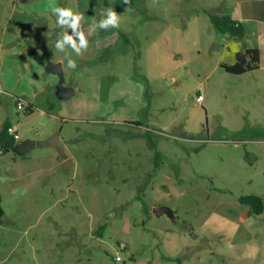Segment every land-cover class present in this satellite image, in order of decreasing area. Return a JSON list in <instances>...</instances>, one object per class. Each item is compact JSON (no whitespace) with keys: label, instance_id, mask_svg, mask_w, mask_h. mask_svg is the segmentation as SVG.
<instances>
[{"label":"rangeland","instance_id":"374dc122","mask_svg":"<svg viewBox=\"0 0 264 264\" xmlns=\"http://www.w3.org/2000/svg\"><path fill=\"white\" fill-rule=\"evenodd\" d=\"M220 1H85L120 15L121 41L66 49L75 69L52 40L49 55L30 52L26 73L0 32V129L13 124L17 142L58 133L64 151L0 149V264H264V206L252 215L239 202L255 194L264 205V68H221L243 52L210 23ZM47 57L63 60L75 94L43 114L18 108L17 98L40 104Z\"/></svg>","mask_w":264,"mask_h":264},{"label":"crops","instance_id":"0c3cea01","mask_svg":"<svg viewBox=\"0 0 264 264\" xmlns=\"http://www.w3.org/2000/svg\"><path fill=\"white\" fill-rule=\"evenodd\" d=\"M85 1L90 3L89 0H0V5L4 6L0 7V32L3 38H9L5 49L6 52L9 53L8 57L13 61L21 63V67L25 69L27 73V60L32 61V56H29L30 52L46 49L49 55V51H55L49 44L52 40H56L57 34L61 33L63 30L56 26V17L51 14L50 6L66 7L72 9L74 12L82 14L83 19L81 20V28L88 38V47L84 50V53L89 55L92 53L97 54V51L101 48L118 47L121 41L118 32L112 31L111 29L107 31L93 29L92 21L95 20L98 22L102 17L101 15H95L90 9L83 8L82 5L85 4ZM220 3L228 4V7H224V9L219 11L237 20L244 27L245 33L243 38L240 39L241 50L244 55L247 50H256L258 52L259 62L255 70L264 68V0H221ZM105 5L107 4L103 3V6ZM28 27L31 28L28 29ZM68 31L69 34H71V30L69 29ZM115 34L118 37L114 38ZM27 35L30 37H27ZM39 35L42 36V38H36ZM18 36L26 37L32 45L28 46L23 44L22 41L17 38ZM48 57L46 58L47 60L44 58L45 66L49 62L62 63L63 61L55 57L53 59ZM233 63L234 62H231L230 64ZM37 64L38 77L40 78L38 79L39 84H34V93L32 96L35 101L40 98L41 102L40 104H36V102L26 99L23 100L29 105L31 110L37 109L43 114L46 112L44 109L45 105L51 102L55 96V85L58 78L57 75L44 70L41 66V62L38 61ZM225 64H229V62ZM62 69L64 74L63 63ZM0 73H2V71H0ZM67 75L69 78L71 77V73H67ZM69 81L70 83L65 82V85L73 87L75 94L76 87L73 85L71 79H69ZM50 115L53 117L52 114ZM5 123L16 131L15 127L12 126L13 124L8 121ZM19 140L20 136L17 141Z\"/></svg>","mask_w":264,"mask_h":264},{"label":"trees","instance_id":"16d2710c","mask_svg":"<svg viewBox=\"0 0 264 264\" xmlns=\"http://www.w3.org/2000/svg\"><path fill=\"white\" fill-rule=\"evenodd\" d=\"M210 23L216 32L222 36L234 39H242L245 33L244 27L237 20L232 19L226 14H208ZM114 30V29H113ZM246 58L242 62H234L233 64H220L221 68L230 74H242L253 71L258 67V52L256 50L245 51ZM31 112L29 105H26L25 111ZM10 126L4 123L0 129V149L9 150L17 144L13 137V133L9 132ZM2 198L0 193V222L3 216ZM239 202L249 207V214L258 215L263 210V200L259 195L248 194L239 197Z\"/></svg>","mask_w":264,"mask_h":264},{"label":"clouds","instance_id":"9594fccd","mask_svg":"<svg viewBox=\"0 0 264 264\" xmlns=\"http://www.w3.org/2000/svg\"><path fill=\"white\" fill-rule=\"evenodd\" d=\"M124 4H128L130 0H123ZM51 14L56 17V26L63 31L57 34V38L54 43V48L57 52L64 54L66 60V66L69 69L76 68V62L70 57V54L66 49H71L72 53L79 56L83 50L88 47V38L81 28V20L83 16L79 12H74L70 8L50 6ZM101 19L97 22L92 21V27L94 30L102 29L107 31L109 29H116L120 26L121 17L116 13L113 8H107L102 10ZM71 30L69 34L68 30ZM119 260L120 258L117 257Z\"/></svg>","mask_w":264,"mask_h":264},{"label":"water","instance_id":"95a60500","mask_svg":"<svg viewBox=\"0 0 264 264\" xmlns=\"http://www.w3.org/2000/svg\"><path fill=\"white\" fill-rule=\"evenodd\" d=\"M245 58L244 53L239 54L237 56V62H242ZM45 70L49 73L55 74L58 76V81L55 85V97L59 100H65L68 99L71 95L74 94V89L71 86L65 85V78L63 74V69H62V63L61 62H49L46 65ZM36 146H51L56 149L58 154L60 156L64 155V151L62 148V144L58 138V133H54L47 138L36 141L31 138H26L20 142H18L16 145H14L12 148L9 150L16 153L17 155H24L34 149ZM153 212L156 215H161L162 213L168 212V209L166 207H154Z\"/></svg>","mask_w":264,"mask_h":264},{"label":"built area","instance_id":"2783aa9c","mask_svg":"<svg viewBox=\"0 0 264 264\" xmlns=\"http://www.w3.org/2000/svg\"><path fill=\"white\" fill-rule=\"evenodd\" d=\"M201 100H202V95H201V94L196 95V101H197V102H200ZM16 104H17L16 106H17L18 108H21V109L24 108V110H25L26 105H27V103H26L23 99H21V98H17V99H16ZM8 130H9L10 133H13V137H14L15 140H17V139L19 138L17 132L14 131V129H13L12 127H10ZM117 257H119V256H116V257H115V260L118 261ZM119 258H120V257H119ZM119 260H120V259H119Z\"/></svg>","mask_w":264,"mask_h":264}]
</instances>
